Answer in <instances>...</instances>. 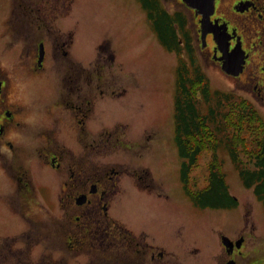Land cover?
Here are the masks:
<instances>
[{"label":"flooded vegetation","instance_id":"af4514ba","mask_svg":"<svg viewBox=\"0 0 264 264\" xmlns=\"http://www.w3.org/2000/svg\"><path fill=\"white\" fill-rule=\"evenodd\" d=\"M74 2L0 0V264L63 263L30 255L40 221L48 239L59 236L96 264H193L196 252L207 262L202 249L193 248L197 235L185 239L178 254L180 216L116 214L129 184L166 195L149 165L158 143L142 116L145 96L127 94L122 73L114 71L117 50L107 39L89 50L73 29L59 27ZM159 2L184 20V58L229 79L264 115V0H216L207 27L182 0ZM225 61L238 73L227 72ZM134 124L147 132L131 136ZM14 219L23 230L18 247L21 240L10 238ZM249 238L244 228L221 231L214 264H264V251Z\"/></svg>","mask_w":264,"mask_h":264},{"label":"rangeland","instance_id":"374dc122","mask_svg":"<svg viewBox=\"0 0 264 264\" xmlns=\"http://www.w3.org/2000/svg\"><path fill=\"white\" fill-rule=\"evenodd\" d=\"M73 5L71 16L59 24V27L66 31L73 29L75 38L79 40V46L93 49L107 39L108 45L117 50L114 71L118 75L122 73V84L126 86L127 94L142 93L145 96L148 108L144 107L142 116L148 123L149 131L153 133V140H157L158 143L157 150H153L154 155L149 156V165L157 180L165 186L166 195L151 196V194L135 190L133 185L129 184L126 193L119 197L123 199L121 200L122 209L116 208V214L122 215V211L124 214L132 213V217L136 220L154 215L157 217L171 216V214L180 216V219L185 221V227L179 232L178 254H182L184 246L187 245L184 240L192 239L196 235L199 242L192 239L193 248L198 245L197 247L205 253L207 262L204 259L201 263L200 254L196 252L193 264L198 262L214 264L213 256L221 248L219 240L221 231L230 235L244 228L250 234L249 244H255V250L261 254L264 251V203L255 192L254 186L249 188L243 182L240 168H250L254 158L251 159L248 148L242 146L241 141L239 144L238 140L232 141L234 148L240 154L241 161L238 165L231 158L230 148L227 145L219 147V157L224 164L223 171L230 185L229 190L238 197L237 205L228 209L212 207L200 209L187 195L180 173L182 159L175 139L174 99L178 69L185 63L183 56L178 55L176 51L171 52L163 45L140 0H75ZM165 7L171 11L174 9L169 4ZM204 70L210 76L211 91H228L233 92L234 97L241 95L247 98V95L240 93L236 84L233 85L229 79L217 71ZM212 100L213 97L209 103H206L201 96L199 103L203 112L207 111ZM136 109L134 108L135 111ZM130 129L128 134L131 136L144 134L148 130L138 128L135 124ZM213 154L211 149L204 150L199 155L197 165L190 168L191 188L204 189L208 185L209 166L212 163ZM111 155L113 157L116 154ZM118 155L121 158L124 157L122 152ZM171 205H178L179 209L167 208ZM40 222L34 224L37 238L34 237V244L31 247L30 255L34 258L33 260L38 257L47 259L50 256L55 261L59 259L63 262L62 264H96L95 261L91 262L92 257L88 254L67 249L65 242H62L59 236L53 240L48 239L50 234L42 231L46 228H43L44 224ZM20 224L21 221L14 219L12 224L14 232L10 236V238L14 236L21 240L16 243L17 247L22 245L23 240ZM39 231H41L40 234ZM39 237H42L41 240ZM166 241L170 242L169 239Z\"/></svg>","mask_w":264,"mask_h":264},{"label":"trees","instance_id":"16d2710c","mask_svg":"<svg viewBox=\"0 0 264 264\" xmlns=\"http://www.w3.org/2000/svg\"><path fill=\"white\" fill-rule=\"evenodd\" d=\"M140 1L149 17L154 19L163 44L180 51L182 47L173 24L174 20L183 23L180 13L171 15L163 8L160 9L156 5L157 0ZM178 70L175 127L178 150L185 161L182 169L185 179L188 180L190 168L197 165L199 155L204 150L220 146V143L230 148L231 157L238 165L241 161L240 154L232 142L238 140V144L241 141V145L248 148L251 159L254 158L250 168H240L243 181L248 187L254 186L255 192L264 202V119L260 112L248 100L234 98L226 91H211L209 81L198 66L194 65L191 70L185 62ZM201 96L206 103L213 97L206 112L200 107ZM227 132L231 133L225 134ZM210 172L208 185L204 189H188L189 196L203 207L235 205L236 201L229 194L221 164L215 162L212 169L210 167Z\"/></svg>","mask_w":264,"mask_h":264},{"label":"water","instance_id":"95a60500","mask_svg":"<svg viewBox=\"0 0 264 264\" xmlns=\"http://www.w3.org/2000/svg\"><path fill=\"white\" fill-rule=\"evenodd\" d=\"M187 3V5L195 9L196 13H200L203 15L202 23L204 25L209 24L210 22V14L213 13L215 0H183ZM224 68H226L229 72H231V69L228 68L227 65H224ZM225 243L228 244L227 238L224 239Z\"/></svg>","mask_w":264,"mask_h":264}]
</instances>
